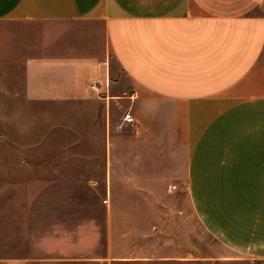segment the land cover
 Returning a JSON list of instances; mask_svg holds the SVG:
<instances>
[{"label":"crops","instance_id":"1","mask_svg":"<svg viewBox=\"0 0 264 264\" xmlns=\"http://www.w3.org/2000/svg\"><path fill=\"white\" fill-rule=\"evenodd\" d=\"M2 23L33 27L23 94L70 105L69 167L108 202L0 264H264V0H0Z\"/></svg>","mask_w":264,"mask_h":264},{"label":"rangeland","instance_id":"2","mask_svg":"<svg viewBox=\"0 0 264 264\" xmlns=\"http://www.w3.org/2000/svg\"><path fill=\"white\" fill-rule=\"evenodd\" d=\"M32 30L0 24V258L36 254L38 238L103 224L108 197L103 185L82 182L69 167L78 139L70 105L31 102L23 94L25 61L36 56ZM190 210L192 238L198 230Z\"/></svg>","mask_w":264,"mask_h":264},{"label":"built area","instance_id":"3","mask_svg":"<svg viewBox=\"0 0 264 264\" xmlns=\"http://www.w3.org/2000/svg\"><path fill=\"white\" fill-rule=\"evenodd\" d=\"M100 85H101L100 81H98V80H93V81L90 83V88H91V90H93V91H98V90L100 89ZM133 120H134V118H133L132 113H131V112H127V113L125 114L124 121H125L126 123H130V122H133ZM104 202L107 203L108 200L105 199Z\"/></svg>","mask_w":264,"mask_h":264}]
</instances>
